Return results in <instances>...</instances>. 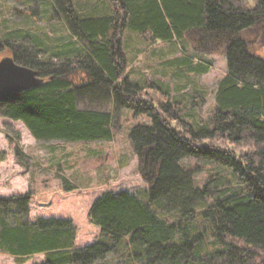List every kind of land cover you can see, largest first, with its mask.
I'll use <instances>...</instances> for the list:
<instances>
[{
    "label": "trees",
    "instance_id": "obj_1",
    "mask_svg": "<svg viewBox=\"0 0 264 264\" xmlns=\"http://www.w3.org/2000/svg\"><path fill=\"white\" fill-rule=\"evenodd\" d=\"M108 2V14L83 15L72 0H55L85 52L62 46L45 58L27 43L0 38V56L42 77L0 98V117L21 121L38 140L90 141L111 139L113 116L78 106L83 99L148 115L151 125L136 124L128 134L146 201L107 185L81 190L61 175V190L0 197V252L18 259L42 253L38 264H95L123 245L143 264H264V59L254 52L264 49V0ZM127 28L151 42L188 39L201 53L225 56L226 74L204 126L193 128L176 113L178 102L156 104L123 76L120 35ZM255 36L256 44H247ZM238 142L251 147L237 151ZM187 155L223 167L242 189L211 197L179 164ZM195 214L201 222L185 227ZM206 233L217 246L202 247Z\"/></svg>",
    "mask_w": 264,
    "mask_h": 264
},
{
    "label": "rangeland",
    "instance_id": "obj_2",
    "mask_svg": "<svg viewBox=\"0 0 264 264\" xmlns=\"http://www.w3.org/2000/svg\"><path fill=\"white\" fill-rule=\"evenodd\" d=\"M72 1L83 15L110 12L108 0ZM71 35L55 0H0V38L8 36L36 46L45 57L48 53L53 56V52L62 46H74L76 40ZM120 36L127 65L123 76L127 75L129 80L143 86L141 92L144 90L156 104L167 100L173 104L178 102L176 113L191 123L193 128L204 126L216 107L214 96L218 83L226 74L225 56L201 53L194 49L188 39L151 42L129 28ZM79 41L80 45L86 46L84 41ZM258 55L264 58V49ZM75 80L78 81V78ZM79 103L78 106L100 107L111 112V139L38 140L21 121L0 117V151L5 153L0 160V197L61 190L58 177L63 175L80 189L107 185L109 190L124 189L146 201L148 185L137 173V157L128 134L136 124L151 125L150 117L145 114L133 115L131 108H117L109 100L100 98L98 104H90L86 99ZM235 144L232 146L240 152L251 147L249 142ZM179 164L193 174L195 186L211 190V197H223L242 189L226 169L217 167L209 159L187 155ZM5 218L13 223L10 217ZM160 218L173 219L170 214H162ZM200 222L195 214L184 224L191 228ZM203 242L204 249L208 244L209 248L217 246L208 233ZM130 255L129 246L120 245L117 251L95 264L144 263L141 257L132 258ZM43 259V254L18 259L0 252V264H38Z\"/></svg>",
    "mask_w": 264,
    "mask_h": 264
},
{
    "label": "water",
    "instance_id": "obj_3",
    "mask_svg": "<svg viewBox=\"0 0 264 264\" xmlns=\"http://www.w3.org/2000/svg\"><path fill=\"white\" fill-rule=\"evenodd\" d=\"M41 81L37 71L17 63L11 56L0 58V98L16 91L32 88Z\"/></svg>",
    "mask_w": 264,
    "mask_h": 264
},
{
    "label": "bare ground",
    "instance_id": "obj_4",
    "mask_svg": "<svg viewBox=\"0 0 264 264\" xmlns=\"http://www.w3.org/2000/svg\"><path fill=\"white\" fill-rule=\"evenodd\" d=\"M73 2V1H72ZM74 4V3H73ZM107 5V4H106ZM75 7V6H74ZM76 10H77V8H76ZM60 13H61V11H60ZM81 13V12H80ZM62 14V13H61ZM69 33H71V31H70V29H69ZM72 34V33H71ZM73 35V34H72ZM71 35V36H72ZM73 37L75 38V40H76V42H75V45L73 46V48L74 49H78V50H82L83 52H85L84 50H87V47H83L82 45H80V41L73 35ZM255 38L257 39V36H255ZM254 38V40H248L247 41V44H249V45H254V44H256V39ZM73 39V38H72ZM30 45V44H29ZM35 48H37V50L39 51V53L38 54H42V53H40V52H43V51H41V50H39L38 49V47H36L35 46ZM58 51V53L60 52V48H58L57 49ZM263 49H261L260 47H258V48H254V52H255V55L256 56H258L259 58H261V59H264L262 56H260V55H258L259 54V52H261ZM81 51V52H82ZM52 57H55L54 55L52 56ZM39 76V75H38ZM39 78H41L42 79V77H40L39 76ZM26 127V126H25ZM27 128V127H26ZM51 140H55V139H51ZM191 177H192V179H193V182H194V184H195V181H194V176H193V174L191 173ZM122 190H124V189H122ZM47 192H49V191H47ZM21 216V215H20ZM37 254H42V253H34V254H32V255H29V257H31V256H34V255H37Z\"/></svg>",
    "mask_w": 264,
    "mask_h": 264
}]
</instances>
